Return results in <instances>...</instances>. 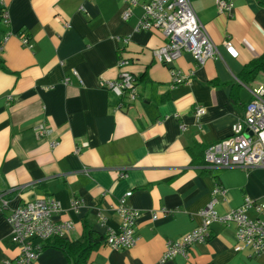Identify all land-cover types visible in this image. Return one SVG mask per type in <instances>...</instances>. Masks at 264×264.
<instances>
[{"label": "crops", "instance_id": "1", "mask_svg": "<svg viewBox=\"0 0 264 264\" xmlns=\"http://www.w3.org/2000/svg\"><path fill=\"white\" fill-rule=\"evenodd\" d=\"M189 1L218 49L202 66L188 51L171 64L156 61L152 51L165 38L138 28V6L123 20L124 0L0 1L9 16L8 24L0 22V195L8 201L2 209L0 199V264H17L19 255L7 214L37 198L59 201L54 218L73 223L63 236L70 240L82 234L84 222L103 235L117 231L121 199L138 212L135 245L101 243L90 264H264V254L234 251L235 225L220 221L187 257L161 260L168 240L200 224L199 211L215 185L225 190L214 206L219 216L245 196L264 201V167L221 169L203 158L208 145L232 134L250 90L264 85V71L244 72L264 54V6L231 0V11L219 13L218 0ZM7 31L13 35L2 42ZM226 39L233 51L222 44ZM122 56L137 91L126 106L101 85L117 79ZM172 70L190 74L189 81L171 86ZM196 106L205 114L196 117ZM42 124L50 129L44 137L36 132ZM52 141L58 144L51 147ZM74 199L81 201L78 211ZM65 262L61 250L47 246L24 264Z\"/></svg>", "mask_w": 264, "mask_h": 264}, {"label": "built area", "instance_id": "2", "mask_svg": "<svg viewBox=\"0 0 264 264\" xmlns=\"http://www.w3.org/2000/svg\"><path fill=\"white\" fill-rule=\"evenodd\" d=\"M124 3L123 20L130 17L133 6H138L141 9L138 28L158 30L165 38V42L152 51L154 59L159 63L171 64L180 57L182 51H188L192 54L196 65L202 66L206 60L216 55L217 45L207 34L189 0H124ZM231 9V0L217 1L219 13L230 12ZM1 20L4 24L9 23L8 11L5 6ZM11 35L13 33L7 31L2 42H5ZM20 38L23 43L28 42L26 36L21 34ZM123 41L126 42L128 39L123 38ZM222 44L226 49L233 51L231 40L226 39ZM2 48L3 45H0V52ZM127 63L126 57H120L117 62L119 70L117 79L101 81L102 86L121 97L122 106L131 104L137 97L135 77L126 69ZM189 75L178 70H172L171 86L189 81ZM250 93L251 99L245 106L243 116L232 126V134L204 149L203 158L206 166L242 170L264 167V85L252 88ZM194 113L196 117H200L205 114V109L196 106ZM49 131V127L42 124L38 126L36 132L39 136L44 137ZM57 144L58 141L50 143L51 147ZM224 193L225 190L221 186H214L210 199L199 211L200 224L179 239L168 240L162 261L172 259L177 254L187 257L191 246L209 239L210 227L214 221L235 225L236 243L233 248L234 251L249 250L253 255L264 254V218H262L264 201L257 202L249 196H245L239 207L219 216L214 206L217 202V196ZM130 194L131 192L128 191L125 196ZM0 199L1 208H7L8 201L2 195H0ZM123 202L124 199H121L116 206V210L122 219L120 227L117 231L109 232L104 241L113 249L131 248L137 240L134 235V226L138 212L129 209ZM80 203L79 199H74L71 203L73 210L78 211ZM250 210L254 211L255 217L249 216ZM60 211L61 205L54 198H37L10 209L6 220L11 229L12 241L19 248L17 264L35 260L48 239L54 236L62 237L72 231L74 225L71 221L54 218ZM166 212L165 209H161L163 215ZM157 217V213L152 214V219Z\"/></svg>", "mask_w": 264, "mask_h": 264}, {"label": "trees", "instance_id": "3", "mask_svg": "<svg viewBox=\"0 0 264 264\" xmlns=\"http://www.w3.org/2000/svg\"><path fill=\"white\" fill-rule=\"evenodd\" d=\"M258 5L264 6V0H256ZM4 6H0V22ZM259 71H264V54L260 57L253 59L249 64L244 67L245 75H256ZM203 163V162H202ZM84 229L82 234L70 240L63 236H54L46 241L42 249L45 247H54L64 253L66 262L65 264H90V253L101 243H104L106 235H103L91 226L84 222Z\"/></svg>", "mask_w": 264, "mask_h": 264}]
</instances>
